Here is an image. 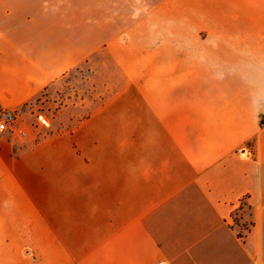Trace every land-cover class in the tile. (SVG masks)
Returning a JSON list of instances; mask_svg holds the SVG:
<instances>
[{"label": "crops", "instance_id": "obj_1", "mask_svg": "<svg viewBox=\"0 0 264 264\" xmlns=\"http://www.w3.org/2000/svg\"><path fill=\"white\" fill-rule=\"evenodd\" d=\"M214 1L226 19L193 27L190 101L184 39L164 36L143 59L158 84L128 74L72 134L2 144L0 264H264V0ZM86 17L73 25L71 0H0V108L83 61Z\"/></svg>", "mask_w": 264, "mask_h": 264}, {"label": "rangeland", "instance_id": "obj_2", "mask_svg": "<svg viewBox=\"0 0 264 264\" xmlns=\"http://www.w3.org/2000/svg\"><path fill=\"white\" fill-rule=\"evenodd\" d=\"M159 2L137 0L136 12L132 14L128 0H71L73 25L79 14L88 12V26L82 30L88 36V43L84 47L73 44L74 57L83 61L25 105L11 110L0 108V118L14 112L17 128L27 132V137L10 132L0 134V148L10 142L33 149L47 139L72 134L127 85L128 74H132L133 85L158 84L159 78L149 82L150 78L143 75V59L144 53L158 47L155 43L164 36L179 35L184 39L182 74L177 82L183 85V100L190 101L193 27L201 26L206 20L226 19V14L216 10L214 0L210 4L206 0H166L167 10L156 9ZM180 4L183 9L176 12L175 6ZM113 9L118 10V22L102 28L100 12L106 10L110 16ZM78 31L73 27V35ZM1 166L5 167L3 162H0V182H3L7 178ZM39 179L46 180V173L39 175ZM35 239L39 244H47V236L39 235ZM40 258L47 264V253L40 254Z\"/></svg>", "mask_w": 264, "mask_h": 264}, {"label": "built area", "instance_id": "obj_3", "mask_svg": "<svg viewBox=\"0 0 264 264\" xmlns=\"http://www.w3.org/2000/svg\"><path fill=\"white\" fill-rule=\"evenodd\" d=\"M18 118L14 112H10L0 118V134L10 132L12 134H19L21 137H27V132L17 128Z\"/></svg>", "mask_w": 264, "mask_h": 264}]
</instances>
